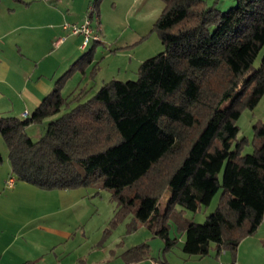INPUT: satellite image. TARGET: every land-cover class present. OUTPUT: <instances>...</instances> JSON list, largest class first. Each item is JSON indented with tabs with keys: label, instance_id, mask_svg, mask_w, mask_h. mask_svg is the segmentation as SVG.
Instances as JSON below:
<instances>
[{
	"label": "trees",
	"instance_id": "1",
	"mask_svg": "<svg viewBox=\"0 0 264 264\" xmlns=\"http://www.w3.org/2000/svg\"><path fill=\"white\" fill-rule=\"evenodd\" d=\"M163 1L155 21L163 47L140 62L135 79H111L86 99V90L63 96L64 80L91 61L92 47L30 116H0V134L16 180L45 190L107 188L115 216L130 211L131 227H150L166 248L175 243L168 212L175 205L196 211L223 188L202 223L185 225L181 248L198 256L227 250L234 258L239 241L264 219V122L253 126L258 142L251 152L233 144L241 108L264 95V54L254 67L264 49V0H236L226 10L217 8L219 0ZM45 119L34 139L26 127ZM169 161L172 172L162 170ZM148 256L145 243L123 253L125 263Z\"/></svg>",
	"mask_w": 264,
	"mask_h": 264
},
{
	"label": "crops",
	"instance_id": "2",
	"mask_svg": "<svg viewBox=\"0 0 264 264\" xmlns=\"http://www.w3.org/2000/svg\"><path fill=\"white\" fill-rule=\"evenodd\" d=\"M35 1L49 10L31 9ZM61 3L62 0L55 4L48 0H0V116L22 118L23 112L30 116L78 58L82 37L61 28L62 20L70 17L62 12ZM82 18L83 15L71 21ZM60 36L66 37L56 44ZM73 76H67L64 83ZM46 121L30 124L27 133L34 130L35 136H40ZM3 143L0 134V146ZM4 145L5 155L0 149V264H104L106 257H98L99 250L93 251L92 244L86 246L85 252L76 253L77 246H85L88 239L84 229L80 236L76 233L78 223L72 210L76 189L45 190L20 180L11 188L5 187L4 181L12 172ZM262 223L239 241L234 258L229 251L216 254L213 250L206 256L184 253L182 264H218L219 259L264 264V234L259 232ZM143 263L157 264L151 255L125 264Z\"/></svg>",
	"mask_w": 264,
	"mask_h": 264
},
{
	"label": "rangeland",
	"instance_id": "3",
	"mask_svg": "<svg viewBox=\"0 0 264 264\" xmlns=\"http://www.w3.org/2000/svg\"><path fill=\"white\" fill-rule=\"evenodd\" d=\"M206 1L211 3L213 0ZM48 2L55 4L57 0H48ZM235 2L236 0H219L216 6L220 10H226ZM163 4V0H62L61 10L70 17L63 19L61 24L64 21L72 22L71 20L83 15L80 21H76L81 22L89 6H94L99 14L102 29L99 41H91L86 47L78 49L77 57L93 47L91 61L83 63L81 68L76 67L69 73L68 77L73 76L74 73L75 75L69 82L63 83L62 95L72 97L86 90L82 98L86 99L111 79H135L140 62L156 54L163 47L155 28V21ZM41 8L46 7L35 1L31 9L41 10ZM262 54L264 49L258 53L254 67L259 65ZM70 104L73 105V102ZM261 122H264V95L253 107H242L236 120L238 132L233 144L241 143V154L254 149L258 139L255 137L253 126ZM28 134L34 139L39 137L35 136L34 130H29ZM4 143L0 149L5 155ZM173 167H175L174 162L169 161L162 170L167 171L170 168L172 172ZM157 180L159 181V178ZM74 189H76V204L72 210L76 214L78 223L76 233L80 236L84 229L88 236L86 245L82 247L78 245L76 253L85 252L86 246L92 244L93 251L99 250L96 254L98 257L100 255L106 257L104 264H125L123 253L135 244L142 243L147 244L149 256H153L154 259H167L182 264L186 256L181 248L185 225L190 221L202 223L223 197V188L219 187L210 203L201 205L196 211L181 210L179 205H175L166 218L168 237L174 239L175 243L166 248L164 240L150 227L143 224L135 228L131 227L133 217L130 211L123 217L115 216L117 204L111 190L95 186ZM168 195V189L161 192L159 200L161 205L165 203ZM261 222H264V219ZM259 232L264 234V223ZM211 251L213 249H210L208 254H211ZM88 260L91 259L88 257Z\"/></svg>",
	"mask_w": 264,
	"mask_h": 264
},
{
	"label": "built area",
	"instance_id": "4",
	"mask_svg": "<svg viewBox=\"0 0 264 264\" xmlns=\"http://www.w3.org/2000/svg\"><path fill=\"white\" fill-rule=\"evenodd\" d=\"M61 28L66 30L68 34L71 35H80L82 37L81 47H86L91 41H99L101 26L100 19L97 10L94 6H89L88 12L84 19L81 22H68L64 21L61 24ZM66 36H60L56 40V44L62 42ZM28 116L27 112L22 113V117L25 118ZM16 178L13 174L6 177L4 181V186L11 188L14 186ZM226 250H221L220 253H224ZM218 264H237L235 259H232L228 262L218 261Z\"/></svg>",
	"mask_w": 264,
	"mask_h": 264
}]
</instances>
